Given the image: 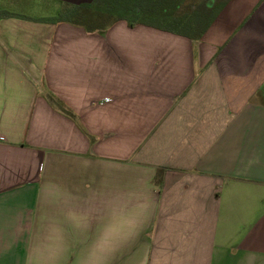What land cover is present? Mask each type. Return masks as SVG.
Wrapping results in <instances>:
<instances>
[{"label": "crops", "instance_id": "crops-1", "mask_svg": "<svg viewBox=\"0 0 264 264\" xmlns=\"http://www.w3.org/2000/svg\"><path fill=\"white\" fill-rule=\"evenodd\" d=\"M12 13L0 264H264V0H231L199 41Z\"/></svg>", "mask_w": 264, "mask_h": 264}, {"label": "trees", "instance_id": "trees-1", "mask_svg": "<svg viewBox=\"0 0 264 264\" xmlns=\"http://www.w3.org/2000/svg\"><path fill=\"white\" fill-rule=\"evenodd\" d=\"M231 0H93L88 4L59 2L55 16L31 19L40 23L69 24L87 33L104 35L115 23L130 28L144 25L199 41ZM17 17L0 8V20ZM50 105L77 121V116L60 99L48 92Z\"/></svg>", "mask_w": 264, "mask_h": 264}, {"label": "rangeland", "instance_id": "rangeland-1", "mask_svg": "<svg viewBox=\"0 0 264 264\" xmlns=\"http://www.w3.org/2000/svg\"><path fill=\"white\" fill-rule=\"evenodd\" d=\"M0 8L32 18L55 16L59 9L55 3L36 0H0Z\"/></svg>", "mask_w": 264, "mask_h": 264}]
</instances>
